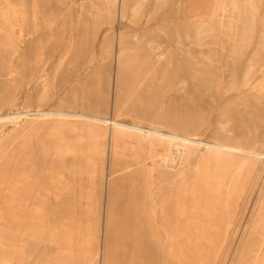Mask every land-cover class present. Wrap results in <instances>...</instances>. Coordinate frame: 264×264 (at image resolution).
Here are the masks:
<instances>
[{
  "label": "rangeland",
  "instance_id": "1",
  "mask_svg": "<svg viewBox=\"0 0 264 264\" xmlns=\"http://www.w3.org/2000/svg\"><path fill=\"white\" fill-rule=\"evenodd\" d=\"M105 7L0 0V116L63 112L0 120V264H254L264 158L190 139L264 151V0Z\"/></svg>",
  "mask_w": 264,
  "mask_h": 264
},
{
  "label": "bare ground",
  "instance_id": "2",
  "mask_svg": "<svg viewBox=\"0 0 264 264\" xmlns=\"http://www.w3.org/2000/svg\"><path fill=\"white\" fill-rule=\"evenodd\" d=\"M105 1H106V7L104 9L105 13H107V14L111 13L113 8H114V6L116 5V0H105ZM242 8H243V10H242ZM242 8H241V10H242V13H243L244 12V3L242 5ZM126 15H127V12L125 13V17H126ZM122 72H123V69H122ZM49 113H63V112L46 111V110L14 111V112H9V113H6V114L0 116V120H4V119H6V120H15L17 118L21 119L22 117H29L30 115H41L42 116V115H46V114H49ZM64 113H66V112H64ZM68 114H71V115H74V116H79V117L82 118L83 121H88V122H92V121H89L88 118L94 119V120H96V121H94V123L99 124L98 126H101V128H104V127L107 128L108 124L110 126L113 125L115 127H119L121 125L119 122H117L116 120H113V119L89 116L88 114H78V113H70V112H68ZM97 121H101V122L99 123ZM134 126H135L134 128L142 130V132L146 131L150 135L156 136V134L160 133L159 131H157L155 129H151V128L145 129L144 127H140V126H136V125H134ZM181 138L185 139L183 137H181ZM190 142L191 143H195V144H200V145H206V146H209V147H215V148H218V149H221V150H225V151H229V152L244 153V154L252 155V156H255V157H258V158H264V151H260L257 148L248 149L247 147H244V146H241V145L231 146V145H227V144H223V143L214 144L212 142H208V141H205V140H198V139H194V138H192V140L190 139ZM187 150H188V147H187V144L185 143V141L184 142H175V144H173V146H172V149L168 150L167 157L165 159L166 164H169V162H173L174 165H178L184 159V155H185ZM254 264H264V253L262 254L261 257H259V259H257L255 261Z\"/></svg>",
  "mask_w": 264,
  "mask_h": 264
}]
</instances>
